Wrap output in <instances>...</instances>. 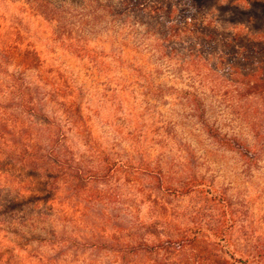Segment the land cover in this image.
Listing matches in <instances>:
<instances>
[{"label": "rangeland", "instance_id": "rangeland-1", "mask_svg": "<svg viewBox=\"0 0 264 264\" xmlns=\"http://www.w3.org/2000/svg\"><path fill=\"white\" fill-rule=\"evenodd\" d=\"M194 1L203 10L202 18L222 35L264 26V0ZM85 2L72 0L71 7L81 10ZM60 5L65 12L58 16L54 8ZM68 7L65 0H0V28L10 32H0V44L12 49L0 51V101L15 124L20 117L8 106L12 100L20 103L22 95L9 94L7 73L20 79L22 89L33 81L31 101L39 105L36 114H30L42 116L41 122L38 116L33 121L42 126L56 123L55 132L72 144L68 148L74 152L76 166L84 170V182H78L76 194L67 185L56 190V197L49 194L53 199L41 219L31 217V211L17 212L15 220L0 214V264H163V256L143 250L134 253L131 246L139 240L165 237L161 222L180 220L199 210L198 197L173 194L182 177L198 188L223 190L235 203L234 241L239 249L243 250L239 245L245 246L246 236L264 242V135L256 138L249 125L230 119L229 106L236 100L230 81L232 48L225 47V62H218L211 53L212 41L205 39L196 59L187 57V49L167 62L143 43L146 38L139 39L131 31L128 40L121 41L126 47L124 58L102 68L65 51L55 29L56 25L68 28ZM56 18L59 22L54 26L51 22ZM27 46L35 48L38 56L30 68L8 62L16 48ZM57 89L66 93L57 95ZM75 95L79 110L66 113ZM40 104H45V112L39 111ZM198 104L204 107L203 118L210 125L238 136L254 149L255 165L243 164L237 154L219 147L207 135L193 111ZM250 104L264 106V99ZM260 114L264 116L262 108ZM22 120L30 125L28 115ZM29 129L26 138L41 133ZM27 148V152L20 151L41 155ZM0 150L16 153L3 144ZM0 154V169L7 172L1 185L14 179L11 189L36 193L49 182L45 176L39 182L28 177L29 172L11 163L12 156ZM157 201L163 204L160 211L154 206ZM140 222L155 223L144 229L136 227ZM48 240H54V250L46 247ZM125 244L131 250H124ZM40 254L51 260H39Z\"/></svg>", "mask_w": 264, "mask_h": 264}, {"label": "trees", "instance_id": "trees-1", "mask_svg": "<svg viewBox=\"0 0 264 264\" xmlns=\"http://www.w3.org/2000/svg\"><path fill=\"white\" fill-rule=\"evenodd\" d=\"M85 1V4L80 7L81 10H78L79 6L71 7L72 0H65L69 6L66 11L69 15L68 28L56 25L55 32L62 37L63 47L70 56L98 67H110L109 64L119 62L124 58L126 47L121 41L128 40L130 32L135 31L134 33L139 39L146 38L142 41H145L143 43L147 47L151 46L150 49H155L167 62L173 56H178L187 49H189L187 57L196 59L197 56H200L197 55L198 48L204 45L205 39H210L212 41L211 53L218 62L219 59L225 62V47L232 48L229 63L232 71L230 81L235 87L236 100L229 106L230 119H239L240 122L249 125L256 138L264 135V116L260 114L261 108L264 112V106L260 104L261 107H255L250 104L260 98L264 99V28H262L264 26L248 31L237 30L233 35H222L216 27L213 28L207 24L205 17L202 18L203 10L195 4L194 0ZM63 6L54 8L55 11H59V14L56 15L59 16L61 12H65ZM37 7L35 6V11H38ZM52 21L51 23L55 26L59 22V18L52 19ZM141 29L142 32H140ZM6 31L9 32L7 28H0V32ZM197 39L201 42L198 43ZM143 43L139 44L138 52H140L139 48ZM117 45H120L119 49L116 48ZM156 45L159 49L156 48ZM1 50L11 51L12 49L0 44ZM36 53V49L31 46L16 48L15 53L12 56L10 54L8 62L14 61L11 64L16 65L17 62L19 67L23 65V67L30 68L38 57ZM7 76L11 79L9 94L22 95L20 99L18 97L20 103L12 100V106H8L18 112L20 120L13 124V116L6 112L8 108L0 101V147L3 144L10 149L8 151L15 150L16 153L5 154L4 150L0 151L5 156H12L11 163L19 165L23 172H29L26 173L28 177H33L39 182L45 176L49 182L45 181L43 187L37 188L36 193L16 191L15 187L11 189L10 183L14 179L8 180L9 182L4 186L0 183V205L4 206L2 212L0 210V214L15 220L17 212L31 211L33 215L31 217L39 220L49 209V201L53 199L49 195L50 193L56 197V190H61L63 185H67L76 194L81 185L78 182H84L82 174L84 170L76 166L78 162H75L74 152L68 148H72V144L64 135L55 132L56 123L42 126L36 122V116L40 122L42 116L30 114H36L37 105H39L37 104L39 102L31 101L30 90L31 87L34 88V82H29L22 89L21 81L15 77V74L8 72ZM55 92L57 95L66 93L60 92L59 89ZM196 98L197 94H194V99L196 100ZM77 99L78 96L75 95L69 105L70 110H67L66 113L79 110ZM200 105L198 104L193 111H196L197 118H201L199 122L202 129L206 130L207 135L217 142L219 147L237 154L243 164L255 165L258 155L254 149L238 136L223 134L217 127L214 128V125H210L211 123L203 118L204 107ZM45 109V104H40L39 111L45 112ZM27 115L30 121L28 126L22 120ZM76 127L82 129L80 125H76ZM29 128H35L41 133L26 138L30 135ZM77 132L79 133L78 130ZM36 136L43 139L39 141ZM27 147L40 151L41 155L38 157L33 153L25 155L23 152L29 151ZM22 148L23 152L20 151ZM42 159L44 162L39 169L38 164ZM6 174L7 172L0 169L1 180H5ZM58 174L64 178L60 180ZM157 179L160 180L158 177ZM177 183V188L172 190L173 194L181 198L198 197L199 210H193L183 215L180 220L173 221L171 218L162 220L160 227L165 228L166 236L139 240L131 246L134 253L140 250L146 253H156L160 257L163 256V264H264V242H258L261 238L251 241L250 236H246L245 246L239 245L243 250L235 244L234 233L238 224V212L234 207L235 203L225 191L211 186L198 188L193 184L190 185L183 177ZM21 185L22 182L19 183V187ZM159 190L162 191V187ZM14 192L16 194H13ZM154 206L158 211L163 209V204L158 201ZM207 215L209 217H205ZM154 223L150 222L147 225V223L140 222L135 225L139 228L150 229ZM45 242L46 247H52L53 250L57 247L54 246V240ZM102 242L105 245L104 241ZM63 243L61 242V245ZM129 246L130 244H125L124 250H131ZM48 258L50 257L46 254L39 255L41 261Z\"/></svg>", "mask_w": 264, "mask_h": 264}]
</instances>
